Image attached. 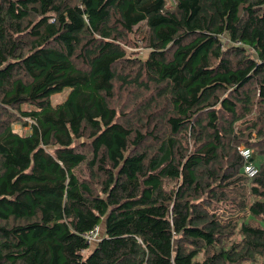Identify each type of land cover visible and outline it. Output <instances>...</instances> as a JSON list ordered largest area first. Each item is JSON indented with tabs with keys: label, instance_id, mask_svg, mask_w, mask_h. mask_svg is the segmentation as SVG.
<instances>
[{
	"label": "trees",
	"instance_id": "obj_1",
	"mask_svg": "<svg viewBox=\"0 0 264 264\" xmlns=\"http://www.w3.org/2000/svg\"><path fill=\"white\" fill-rule=\"evenodd\" d=\"M0 264H264V0H0Z\"/></svg>",
	"mask_w": 264,
	"mask_h": 264
},
{
	"label": "rangeland",
	"instance_id": "obj_2",
	"mask_svg": "<svg viewBox=\"0 0 264 264\" xmlns=\"http://www.w3.org/2000/svg\"><path fill=\"white\" fill-rule=\"evenodd\" d=\"M128 52H132L130 50H128ZM145 55V54H144ZM142 55V56H144ZM70 93V89H65L62 93L56 95V96H53L52 98V102L53 104H59L61 103L62 101H64L65 98H67L68 94ZM19 125L17 126H14V129L17 130V131H20L19 129ZM211 213L213 214H220V213H229L231 212L232 208L229 206V205H226V206H216V207H210L208 209ZM229 211V212H228ZM99 232H100V228H99ZM99 237V236H98ZM98 239V238H97ZM95 243H92L91 244V247L94 246Z\"/></svg>",
	"mask_w": 264,
	"mask_h": 264
},
{
	"label": "built area",
	"instance_id": "obj_3",
	"mask_svg": "<svg viewBox=\"0 0 264 264\" xmlns=\"http://www.w3.org/2000/svg\"><path fill=\"white\" fill-rule=\"evenodd\" d=\"M240 152L246 160L249 159L250 151L248 149L240 148ZM245 172L248 174L249 177H252L257 174V169L252 164H247L245 166ZM96 235H97V229L94 230V232L86 235L85 237L87 238L88 242L91 243L96 240L97 237Z\"/></svg>",
	"mask_w": 264,
	"mask_h": 264
},
{
	"label": "clouds",
	"instance_id": "obj_4",
	"mask_svg": "<svg viewBox=\"0 0 264 264\" xmlns=\"http://www.w3.org/2000/svg\"><path fill=\"white\" fill-rule=\"evenodd\" d=\"M128 50L132 51L131 49H127V51H128ZM133 51L139 52V53H140V56H142V55L144 54V52H145V50H144L143 48H136V49H133ZM97 238H98V237H96V240H95V241H98ZM95 241H93V242H95ZM87 242H88V240H87ZM93 242H91V243L88 242V244L90 245V244H92Z\"/></svg>",
	"mask_w": 264,
	"mask_h": 264
}]
</instances>
